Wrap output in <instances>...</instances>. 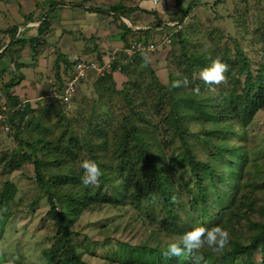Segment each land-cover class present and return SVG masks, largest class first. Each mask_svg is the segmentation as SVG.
Returning <instances> with one entry per match:
<instances>
[{"label": "rangeland", "instance_id": "374dc122", "mask_svg": "<svg viewBox=\"0 0 264 264\" xmlns=\"http://www.w3.org/2000/svg\"><path fill=\"white\" fill-rule=\"evenodd\" d=\"M52 1L57 2L55 11L51 10ZM118 3L141 7L149 11L147 14L133 13L130 19L122 18L136 31L140 28L144 31L148 29L145 35L143 33L138 35L140 37L147 36L151 41L158 39L160 36L154 29L160 22L168 23L170 29L166 31L167 33H182L185 39V50H182L177 40L169 49L162 50V53L148 56V61L158 80L164 85L171 86V95L178 99L187 96L191 87L205 83L200 78V73L192 76L184 74L189 72L184 54L193 57L205 52L209 57L216 55L221 62L225 60L224 57L234 61L237 59L236 55L240 48L253 59L251 60L254 61V66L264 64V0H158L157 4H154L152 0H0V31L17 26L19 29L15 38L21 37L20 29L27 25L33 26L32 23L34 28H38L40 19L44 15H49L50 25L56 24L59 27L54 33L55 38L52 35L51 39L54 38L55 42V39L58 41L65 38L62 42L64 51H71L65 49L71 39L74 42L78 40L74 50L80 51L85 45L83 37L92 40L96 29L100 30V25H103L101 20H98L101 22L96 21L98 16L103 17L100 11H110V8ZM188 7H191V12L184 17L183 22L180 21L182 24L179 25L180 15ZM154 11L157 13L156 16L151 13ZM107 15L110 30L116 33L118 28L115 24L118 22L112 15ZM81 26L84 28L80 29ZM102 32V30L99 31V38L108 44L105 39L111 34ZM58 35L61 36L56 38ZM0 38L2 42L12 39V37H3L2 34ZM51 49V56L57 59L59 54L56 44ZM18 51L20 52L21 48L18 47ZM116 55L120 57L119 63L122 70L115 73L117 76L114 77V83L105 78L106 75H95L96 77L92 80L90 78V84L86 82L81 85L77 100L73 101L71 106L52 105L53 107L48 108L46 112L44 103L41 106L44 113L40 117L45 126L39 125L37 129L33 128L35 129L33 139L28 137L30 142L34 139L38 140L39 137L45 138L48 142H53V147H63L66 150L71 134V131L67 130L68 126L78 135V138L72 142L73 153L71 156L69 154L62 156L65 158V164L60 168L51 167L50 172L55 179H48L47 183L54 185L57 181V186H60L59 193L54 195L56 202L60 206V212L66 211L67 221L72 223L73 241L78 246L79 254L88 264H118L116 263L118 239H130L135 244L160 247H163L167 241L177 243L182 239L181 235L175 234V230H168L162 234L159 232L158 227L166 228L167 224L166 211L160 200L152 204L143 201L134 207L131 204L133 201L123 195L122 197L127 199L125 208H116L111 205L102 208L97 205L101 207L99 210L93 212L81 210L76 218L69 214L67 205L58 203L62 194L65 196V191L69 190L67 183H71L64 176L66 169L72 171L76 168L73 167L75 165L81 168L85 160L96 163V159L104 161L106 158L114 161L116 169L119 166L117 143L124 131L123 118L131 111L127 99L118 93L119 91L128 89L133 110L146 112L148 119L154 116L155 126L163 123L170 131L172 130L174 121L171 118L169 99L163 97L155 86L149 70L141 63L136 65L138 61L135 59V54L119 52ZM156 59H160V62L157 60L159 63H154ZM21 60L22 63H30L32 59L23 57ZM208 67L210 66H206ZM227 74V72L224 74L225 77ZM52 80L55 81L54 78ZM185 80L188 81L187 85L184 84ZM225 81L219 85L209 84L211 91H219ZM46 82L47 79H44L43 84L48 89ZM46 104L49 105V103ZM147 105L151 108L149 113H147ZM45 129H49V132L44 133ZM190 133L187 136V142L198 159L208 161L212 158L218 164L223 161L216 155V149L213 146L210 147L201 140L206 141L212 138L206 131V127L191 123ZM40 134L43 135L40 136ZM169 139L168 142L173 140L172 143H174L167 151V155L171 157L173 153L180 152L176 149L180 142L178 139ZM230 146L255 148L260 154L254 166L257 173L252 175L254 182L251 181L248 185L240 187L237 200L231 208L237 233L227 231L229 239L241 238L243 243H247L251 223L264 222V111L256 115L247 129H238L237 134L230 141ZM25 151L28 149L23 148L17 140L0 135V192L6 182L15 185L18 191L15 200L4 212L7 215L10 213L13 217L9 219L6 233L0 241V256L6 250L15 253L30 264H47L41 258V254L44 248L54 244L58 233L57 224L49 216L51 207L45 192L36 184L33 161L21 156ZM173 174L179 197L176 200V207L180 206L183 209L180 212L179 221L183 220L186 225L199 228L202 217L196 212L201 209V202L198 200L200 189L196 185V178L188 168L175 169ZM80 183L83 184L82 180ZM97 184L86 187L95 188L97 191ZM113 191L115 192L116 188L111 186L110 192ZM207 192L210 199L208 207H210L216 196L215 188L210 185ZM133 214L137 216V219H133ZM140 219L148 220L152 227L143 229ZM153 227L156 232H153ZM200 249L201 254L210 253L213 250L206 242ZM214 251L213 256L207 257L205 264H217L219 256L217 251ZM189 259L195 261L196 257L195 259L189 257ZM243 260H245L243 257L229 258L228 264H242ZM261 260L262 254L258 251L255 255V264H260Z\"/></svg>", "mask_w": 264, "mask_h": 264}, {"label": "trees", "instance_id": "16d2710c", "mask_svg": "<svg viewBox=\"0 0 264 264\" xmlns=\"http://www.w3.org/2000/svg\"><path fill=\"white\" fill-rule=\"evenodd\" d=\"M56 4V1H52V11H55ZM107 12L115 17L116 22H118L115 26L123 31L122 37L127 48L130 47L133 41H150L147 36H138L147 32L148 29L135 31L122 20V18L130 19L133 13L147 14L149 11L141 7L118 3L112 6L110 11H100V13ZM190 12L191 7H188L181 13L179 25L182 24L180 21L183 22L184 17H187ZM151 13L154 16L157 15L155 11ZM50 26V16L44 15L40 19L36 37L28 39L15 38L19 29L17 26L1 30L0 36L1 34L9 35L14 43L21 47L29 45L31 56L34 59L39 56V52L43 48L41 41L51 31ZM155 27L154 31L157 35L160 37L168 36L172 40L171 45L165 50L169 49L177 40L181 44L182 50L186 49L185 39L182 37L181 32L179 34L167 33L166 31L170 28L167 23L163 22L155 25ZM131 35H133L131 37L133 40L129 41L128 38ZM98 46L96 45V50L99 49ZM2 48L3 42L0 38V50ZM238 51L237 59L234 61L227 57H224L225 60L222 61L228 66L226 77L228 80L221 85L219 91L212 92L209 84L202 83L191 87L189 94L180 99L171 95V86L164 85L158 80L148 61V56L140 53L135 54V59L138 61L136 65L141 63L149 70L155 86L158 87L163 97L165 96L169 99L171 118L174 121L172 130L170 131L163 123L155 126L154 116L148 119L146 112L133 110V106L129 101L128 89L119 91L118 93L127 99L128 107L131 106L130 114L123 118L124 131L117 143L119 166L116 169L112 159L106 158L104 161L96 159V164L101 170L96 191L95 188L84 187V184L80 183L81 178L84 176L83 168L74 164L75 166L73 167L76 168H73L72 171L66 169L64 176L71 183H67L66 186L69 187V190L65 191V196L62 194L58 203L67 205L69 214L76 218L81 210L93 212L109 205L116 208H125L128 198L133 201L131 204L134 207H137V204L143 201H148L152 204L156 200H160L166 211L167 218L165 222L167 224L166 228L158 227L160 229L159 232L162 234L168 230H175L177 236L181 235L183 237L185 233L195 228L192 227L193 225H186L183 220L179 221L180 212L183 209L180 206L176 207V200L179 197L177 196L178 191L173 172L175 169L188 168L196 178V185L200 189L198 200L201 202V209L199 211L195 210L202 217L198 227L211 229L218 226L223 230H230L229 232L232 231L234 234L237 233L233 223L231 208L237 200V193L240 187L248 185L251 181L254 182L252 175L257 173L254 166H256V160L260 158V154L255 148L245 146L231 147L230 141L235 137L238 129H247L254 121L256 115L260 111H264V64L254 66V61L252 62L253 59L248 54H245L240 48ZM184 57H186L189 70L188 73L184 74L189 76L200 73L203 69H206V66H211L213 61L218 59L216 55L206 56L205 52L193 57L184 54ZM96 60L100 61L101 56ZM116 60L113 73L117 72V68H120V71L122 70V66L119 63V55H116ZM67 68L64 74H66ZM112 74H107L105 78L114 83ZM95 77V75H90L88 79ZM62 78L57 72V78L53 86L62 84ZM86 82L88 83L87 80L83 83ZM14 86L15 82L12 79L7 83L0 84V89L6 90L9 99L16 105L20 102V99L13 95L12 88ZM197 87L200 89L198 93L195 91ZM77 95L74 99L75 102ZM141 99L144 100L142 97ZM41 103H38V105L37 103H34V105L28 104L24 113H18L15 116V119L19 120L18 123H15L13 118L12 121L16 128L15 134L1 135L17 140L23 148L26 147L28 149L21 156L26 160L33 161L36 184L45 192L51 207L49 216L57 224L58 233L54 244L42 250L41 258L43 261L47 264H88L79 254L78 246L73 241L72 223L67 221L66 211L60 212V206L56 202V196L54 195L59 193L60 186H57V181L54 185L47 183L48 179H55L51 175V167L60 168V166L65 164V158H62V156L65 154L71 156L73 153L72 142L75 138H78V135L68 126L67 130H70L71 134L68 140L69 146L66 150L63 147H53V142H48L45 138L41 139V137L30 142V138L33 139L35 129L39 125L45 126L40 117L44 113L41 110ZM45 105L44 109L46 112L48 108L53 107L52 105L68 107L60 103H49V105L45 103ZM146 107L148 108L147 113H149L151 108L148 105ZM29 115L31 117L27 118ZM191 123L206 127V131L211 134L212 138H209V140H201L206 145L213 146L216 149V155L223 159L220 164L212 158L204 161L196 157L187 142V136L191 134ZM48 132L49 129H45L44 133ZM28 137H30L29 140ZM169 138L178 139L180 142L176 148L180 152L178 154L173 153L171 157L167 155V151L174 143H172L173 140L168 142ZM252 151L253 153H251ZM252 154L254 155L253 158ZM76 155L78 156V153ZM48 156H51V158H48ZM210 185L215 188L216 196L213 203L208 207L210 199L208 198L207 190ZM111 186L116 188L115 192H110ZM17 193V187L10 182H6L0 192V241L6 233V225L10 222L9 219L13 217L10 213L7 215L4 212L10 207L11 202L15 200ZM123 195L127 199L123 198ZM81 205L82 208L79 209ZM97 205L101 207H97ZM211 206L213 207L211 208ZM134 218L137 219V216L135 217L133 214ZM139 221L143 229L152 227L148 220L140 219ZM153 229V232H156L154 227ZM249 234V242L247 243H243L242 239L236 238L237 236L235 235L236 239L230 238L229 243L223 249H217L219 256L217 264H228L229 258L236 259L239 257L245 259L242 264H255V255L258 251H261L262 254L260 264H264V222L251 223ZM171 243L176 242L167 241L163 247H160L159 245L135 244L130 239H118L116 263L205 264L207 257L213 256L215 252L212 250L210 253L201 254L202 250L199 248L192 253H184L180 256L168 255L166 253ZM189 257H194V259L196 257V259L194 261L189 259ZM0 264L30 263L15 255V253L5 250L0 256Z\"/></svg>", "mask_w": 264, "mask_h": 264}, {"label": "crops", "instance_id": "0c3cea01", "mask_svg": "<svg viewBox=\"0 0 264 264\" xmlns=\"http://www.w3.org/2000/svg\"><path fill=\"white\" fill-rule=\"evenodd\" d=\"M102 13L103 17L100 18L99 16L97 17L96 14H93L94 16L97 17V20H101L103 22V25H100L103 32H109L110 37L107 36L105 40L108 41V44H105L101 38H99V28L96 29L95 35L93 36L92 40L87 39L86 37H83L85 39V45L84 48L80 51H77L74 48L76 47V42L78 41H73L71 39L70 43H68L67 48L65 49H70L71 51H64L63 46L64 44L62 43L65 38L61 40H56L55 43L53 39L55 38V31L59 29V27L55 24L50 26L51 31L46 34L43 37V40L41 41V44L43 45L42 50L39 52V56L36 58H32L31 56V49L30 46H24L21 47L20 45H17L14 43L12 39L10 40H5L3 41V48L0 50V84L7 83L14 79L15 86L12 88L13 95L16 96L18 99H28L35 101L38 97L43 96L46 94L48 89L43 84L44 79L52 80L53 78H57V72L60 74V78L65 76V70L66 67H68V61L67 58L70 55H78L82 56L88 60H96L99 56L102 57L105 55V51H110V53H119V52H126L125 50L127 49L125 45V40H123L122 34L123 31L119 30L115 33L110 30V24L108 23L107 18L109 16L107 15L108 13L105 14ZM98 21V22H101ZM110 21V20H109ZM34 26V24L32 23ZM168 25V23H167ZM33 26L27 25L26 27H23V29H20V35L22 39H28V38H33L36 37L38 28H34ZM84 28L83 26L80 27V29ZM132 29V26H130ZM141 29V28H140ZM138 29V30H140ZM98 30V31H97ZM134 30V29H133ZM136 31V30H135ZM102 32V33H103ZM3 37H10L9 35H4L2 34ZM53 35V39L52 38ZM61 35L56 36V38H59ZM99 38V39H97ZM129 41L133 40L131 38H128ZM89 40V41H88ZM102 41V43H100ZM93 42V44H91ZM46 44V45H45ZM56 44L57 46V53L59 54V57L55 59L52 54V46ZM96 45L99 47L98 50H96ZM51 46V48L49 47ZM21 48V51L17 52V48ZM165 50L162 48L159 52L162 53ZM158 52V53H159ZM27 53H29L27 55ZM127 53V52H126ZM23 57H27V59H32L30 63H22L21 59ZM7 58V59H6ZM10 59V60H9ZM9 60V61H8ZM151 60V59H150ZM156 61L154 63H159ZM101 61V60H100ZM117 73V72H115ZM112 74L114 77H116V74ZM93 78H91L92 80ZM90 79H88V84L91 83L89 82ZM28 82V83H27ZM84 84V85H88ZM36 103V102H34ZM41 103V102H38ZM37 103V105H38ZM42 105L44 104L43 102L41 103Z\"/></svg>", "mask_w": 264, "mask_h": 264}, {"label": "built area", "instance_id": "2783aa9c", "mask_svg": "<svg viewBox=\"0 0 264 264\" xmlns=\"http://www.w3.org/2000/svg\"><path fill=\"white\" fill-rule=\"evenodd\" d=\"M154 4L158 3V0H152ZM171 38L168 36H161L158 40L153 41H133L129 48L125 51L128 54H144L147 56L158 53L162 48H167L171 45ZM68 68L65 76L62 78V84L54 85L53 80H48V91L43 96L38 97L35 101L28 99H20L18 104H14L8 97L7 91L0 89V135H10L16 133L14 125L19 120L15 119L18 113H24L28 104L34 102L43 103H60L63 105L71 106L81 84L88 80L90 75L105 76L112 74L116 65V53H110L105 51V55L99 60H88L82 56L70 55L67 58ZM120 71V68H117ZM29 115L27 118H30ZM14 118V122L12 121Z\"/></svg>", "mask_w": 264, "mask_h": 264}, {"label": "clouds", "instance_id": "9594fccd", "mask_svg": "<svg viewBox=\"0 0 264 264\" xmlns=\"http://www.w3.org/2000/svg\"><path fill=\"white\" fill-rule=\"evenodd\" d=\"M227 71L228 66L217 59L213 61L210 67L202 70L199 75L206 84L219 85L225 81L226 77L224 74ZM184 84L187 85L188 81L185 80ZM195 91L198 93L200 89L197 87ZM81 167L84 169V176L81 178L82 183L85 186L97 184L101 176V170L98 165L94 161L85 160ZM205 242L213 250L223 249L229 243V233L218 226L211 229L195 228L185 233L179 243L169 244L166 254L180 256L184 253H192L203 247Z\"/></svg>", "mask_w": 264, "mask_h": 264}]
</instances>
